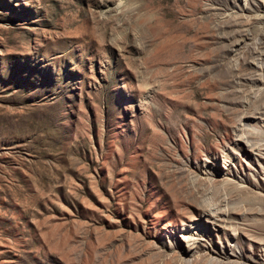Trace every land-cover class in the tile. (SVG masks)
I'll use <instances>...</instances> for the list:
<instances>
[{"label":"rangeland","instance_id":"1","mask_svg":"<svg viewBox=\"0 0 264 264\" xmlns=\"http://www.w3.org/2000/svg\"><path fill=\"white\" fill-rule=\"evenodd\" d=\"M0 264H264V0H0Z\"/></svg>","mask_w":264,"mask_h":264}]
</instances>
